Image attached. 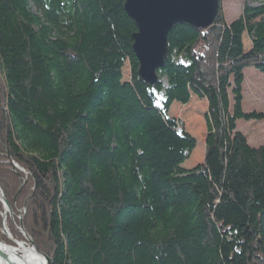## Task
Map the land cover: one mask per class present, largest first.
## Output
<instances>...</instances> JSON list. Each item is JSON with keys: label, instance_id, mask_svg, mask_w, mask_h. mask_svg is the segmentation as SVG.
Instances as JSON below:
<instances>
[{"label": "trees", "instance_id": "16d2710c", "mask_svg": "<svg viewBox=\"0 0 264 264\" xmlns=\"http://www.w3.org/2000/svg\"><path fill=\"white\" fill-rule=\"evenodd\" d=\"M218 4L205 29L172 27L150 85L123 0H0V186L11 203L26 178L15 210L28 198L52 264H264V141L236 129L264 121L241 108L244 68L264 75V0L228 24ZM192 96L205 154L185 169L196 141L169 108Z\"/></svg>", "mask_w": 264, "mask_h": 264}, {"label": "water", "instance_id": "95a60500", "mask_svg": "<svg viewBox=\"0 0 264 264\" xmlns=\"http://www.w3.org/2000/svg\"><path fill=\"white\" fill-rule=\"evenodd\" d=\"M123 8L135 26L131 38L132 51L138 64L137 74L141 80L153 85L157 82L156 72L164 66L167 57V36L172 27L185 23L198 29L207 28L217 15L218 0H123ZM8 163L12 168H16L9 155ZM17 195L18 192L13 197V202ZM0 201L4 207V216L12 217V208L1 190ZM19 225V232L26 239L28 247L43 260V264H52L50 257L38 251L22 227V222ZM3 231L10 238L4 228ZM11 241L16 246L23 247V243L13 239ZM0 246L8 247L1 243ZM0 264L18 263L0 248Z\"/></svg>", "mask_w": 264, "mask_h": 264}, {"label": "rangeland", "instance_id": "374dc122", "mask_svg": "<svg viewBox=\"0 0 264 264\" xmlns=\"http://www.w3.org/2000/svg\"><path fill=\"white\" fill-rule=\"evenodd\" d=\"M241 5H242V0H221V11L223 13L225 22L227 24L237 19L240 16ZM244 42H245L244 46L246 47V44L248 41L245 40ZM129 72L130 71H129L128 64L125 63L122 68L124 81H128L130 79ZM157 82H158V78H157ZM241 108L244 113H252V112L263 113L264 112V75L261 72H259L257 69H255L254 66L252 65L246 66L244 68ZM206 113H207L206 101L204 99H197L195 96H192L190 101L185 105L172 103L169 108V115L175 118L178 123L177 129H181L183 127L184 130L187 133H189L196 141L195 148L191 152L189 158L182 165L183 168L185 169H190L194 167L195 165L203 162V157L205 154V137H206L205 115ZM236 129L246 136L248 144L252 147H258L264 141V121L238 119L236 121ZM8 155L9 154H7V163H8ZM12 161L14 162L13 159ZM14 164L16 165V168H12L8 163V165L10 166V170L14 174H18V172L22 170L15 162ZM25 182H26V178L23 177L22 183L19 185L17 191L12 196L11 203L8 202L0 186V190L2 191L5 199L10 204L12 211H13L12 217H9V215L4 216V207L0 201V203L2 204V208H3L2 212H0V231L10 242V243H5V242L0 241V243L8 247H11L13 249H15L17 246L11 241V239L18 241L20 243H23L22 246H25L24 248L28 247L26 239L19 232L20 222H22V225H23L22 227L24 228L26 234L30 237V239L33 240V238L30 236V234L25 229L24 223H23V214L26 211L28 198L26 199L21 209L15 210L16 200L19 197ZM17 192H18V195L16 197V200L13 202V197L16 195ZM15 212H16L17 220L14 218ZM19 216H21V220H19ZM8 220H10L14 229L17 231V233L20 235L21 238H17V237L15 238L13 236L7 224ZM3 228L9 234L11 239L6 234H4Z\"/></svg>", "mask_w": 264, "mask_h": 264}, {"label": "bare ground", "instance_id": "6f19581e", "mask_svg": "<svg viewBox=\"0 0 264 264\" xmlns=\"http://www.w3.org/2000/svg\"><path fill=\"white\" fill-rule=\"evenodd\" d=\"M18 247V248H17ZM15 249H11L8 247H3L8 256L18 264H43V260L37 256L29 247L24 248L25 246H17Z\"/></svg>", "mask_w": 264, "mask_h": 264}]
</instances>
